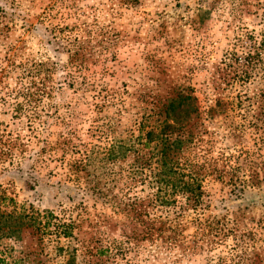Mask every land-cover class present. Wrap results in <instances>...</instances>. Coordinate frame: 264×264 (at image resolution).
I'll use <instances>...</instances> for the list:
<instances>
[{"label": "rangeland", "instance_id": "rangeland-1", "mask_svg": "<svg viewBox=\"0 0 264 264\" xmlns=\"http://www.w3.org/2000/svg\"><path fill=\"white\" fill-rule=\"evenodd\" d=\"M0 264H264V0H0Z\"/></svg>", "mask_w": 264, "mask_h": 264}, {"label": "trees", "instance_id": "trees-1", "mask_svg": "<svg viewBox=\"0 0 264 264\" xmlns=\"http://www.w3.org/2000/svg\"><path fill=\"white\" fill-rule=\"evenodd\" d=\"M190 104L183 107V104L179 102L175 106L174 102H171L166 110L170 120L163 123L157 131H150L149 136H145L147 143L155 142L160 144V149L156 154V163L161 168L163 177L160 182H163L165 186H168L172 190V193H181L185 202L197 201L201 194V185L199 179L195 177V174L191 172L184 174L179 168L175 166L179 164V159L175 160L177 155H181L182 146L184 145L183 136L185 134V126L183 120L188 118V109ZM170 122V123H169ZM180 165V164H179ZM191 171V169L189 168Z\"/></svg>", "mask_w": 264, "mask_h": 264}]
</instances>
